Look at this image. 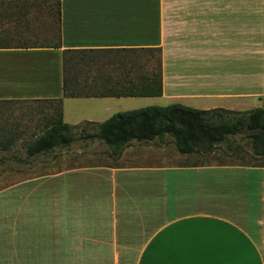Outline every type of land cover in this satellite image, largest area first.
<instances>
[{
  "label": "crops",
  "instance_id": "obj_1",
  "mask_svg": "<svg viewBox=\"0 0 264 264\" xmlns=\"http://www.w3.org/2000/svg\"><path fill=\"white\" fill-rule=\"evenodd\" d=\"M60 1L59 48L0 47V153L12 156L0 157L10 166L0 179V264H43L48 234L93 244H75L77 264H105L104 252L113 264H264L262 166L168 155L166 140L133 141L118 156L86 141L101 162L79 163L65 148L25 154L49 127L53 100L74 137L127 102L264 105V0ZM142 47L161 49V96L63 97L64 50Z\"/></svg>",
  "mask_w": 264,
  "mask_h": 264
},
{
  "label": "trees",
  "instance_id": "obj_2",
  "mask_svg": "<svg viewBox=\"0 0 264 264\" xmlns=\"http://www.w3.org/2000/svg\"><path fill=\"white\" fill-rule=\"evenodd\" d=\"M48 18L56 24L47 43L23 41L16 48L60 47V0H41ZM34 0H0V16L13 25L21 24L20 8ZM31 3V4H30ZM4 12V13H3ZM1 40V39H0ZM2 46H10L1 44ZM62 90L64 98L159 97L162 95L161 49H67L62 52ZM54 114L49 127L25 146L26 158L46 154L55 148H69L76 140L103 142L111 156H118L129 143L167 136L179 154L208 155L222 145L229 155L240 153L259 161L241 163L264 167V107L249 111L222 108L198 110L179 104L146 106L118 112L96 125L93 133L74 137L72 128L62 121L61 99L51 101ZM236 140V141H235ZM223 163V162H222ZM232 164V163H230Z\"/></svg>",
  "mask_w": 264,
  "mask_h": 264
},
{
  "label": "rangeland",
  "instance_id": "obj_3",
  "mask_svg": "<svg viewBox=\"0 0 264 264\" xmlns=\"http://www.w3.org/2000/svg\"><path fill=\"white\" fill-rule=\"evenodd\" d=\"M31 4V3H30ZM4 13V12H3ZM22 20L21 24L18 26H15L10 22L5 15L0 16V43L1 44H8V45H16L18 43H21L23 41L27 42H35V43H47L46 40L44 39H52L53 35L55 33L54 28H56V24L51 20L50 18L47 17L46 11H45V3L44 1L41 0H34L32 2V6L29 4L24 5V7L20 8L19 11ZM1 14V13H0ZM130 100V99H128ZM136 100V99H135ZM145 101H150V100H143L142 103H137L133 104L130 102H127L125 105L126 109H139L143 108L146 106H157V105H148ZM264 106L263 103L258 102L256 100L255 105L250 108V110L259 108ZM126 111V110H125ZM166 149L165 153L168 155H174L177 156L179 155L176 150L174 149V146L172 145L171 141L172 138L170 136H167L166 139ZM236 141V140H235ZM88 142L83 141V140H76L73 142L72 148L71 149H66V154L71 157L74 161L79 160L78 162H85L88 160V162L91 160V162H101L102 156H93V154H97L98 152L101 151L100 148L98 147H85L84 144ZM154 143L158 142L155 140ZM106 149V148H103ZM152 151L156 149V146L154 145L153 148L150 147ZM61 149H58L57 151H60ZM22 155V152H21ZM241 157H243L244 161H250L251 163H256L259 161L257 158L253 159L248 155H244L242 152L240 153ZM0 157H9L11 158L12 156H6L4 153H0ZM64 157V156H63ZM240 156L238 155H229L228 153L225 152L224 147L222 145L217 146L216 149L214 150L213 154L210 155V161L214 163H232V164H238L243 162ZM21 158V157H20ZM171 159H165L163 162L167 163L170 162ZM162 161V160H161ZM174 162L176 161H184L183 157H179L176 160H172ZM5 168H10L8 164L0 165V179L5 175L9 176L10 173L5 171ZM12 174H17V173H12ZM26 174V173H23ZM27 173L26 175H28ZM21 176V174H19ZM51 225L54 226L55 224V218L51 217ZM85 234V233H82ZM82 236V235H81ZM86 236V235H85ZM57 237V238H56ZM47 251H46V259L43 262V264H77L74 261V258L72 257V248H74L75 244L77 245H83L85 249H89L93 246L90 242H87L86 240H81V239H75L71 234H63L61 241L62 243L59 244V236L58 235H53V234H48L47 235ZM50 242L57 243V247H55V244L50 246ZM60 248H62L60 250ZM104 254H107L106 257H104V261L106 262L105 264H113L112 261V253H107L104 252ZM118 260L122 262L121 255L118 253Z\"/></svg>",
  "mask_w": 264,
  "mask_h": 264
}]
</instances>
